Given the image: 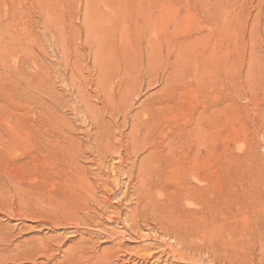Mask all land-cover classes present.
Listing matches in <instances>:
<instances>
[{
	"label": "rangeland",
	"instance_id": "374dc122",
	"mask_svg": "<svg viewBox=\"0 0 264 264\" xmlns=\"http://www.w3.org/2000/svg\"><path fill=\"white\" fill-rule=\"evenodd\" d=\"M97 21L117 26V36L106 44L109 54L103 42L97 46L99 35L98 40L89 35ZM130 27H137L136 39L133 35L132 48L123 55L119 45L127 41L121 34ZM139 34L150 36L152 43ZM168 38L194 46L199 38L206 42L209 62L203 79H195V62L189 58L174 85L165 87ZM111 45L115 49L109 50ZM97 51L106 56L101 53L94 60ZM136 79L145 82L133 111L151 96L169 97L170 125L182 131L177 157L168 155L167 141L161 142V154L150 164L159 165L163 176L157 199L168 204L171 219L195 250H186L174 234L150 229L154 224L144 225L141 239L107 219L104 227L112 235L93 236L99 253H93L92 264L119 240L123 249L133 251L121 253L113 264H264V0H0V231L14 235L12 252L0 240V255L15 252L20 243L55 235L53 230L69 232L55 247L56 260L18 263L55 264L89 232H103L73 223L50 226L45 223L49 218L41 217L53 216L67 184L53 136L63 128L88 144L89 122L78 111L84 107L82 98L111 120L105 112L107 97L129 96ZM119 126L116 133L126 136L128 130ZM199 127L205 129V146ZM85 150L79 162L94 170V156ZM111 163L119 165L120 159ZM27 194L35 198L28 200ZM120 196L111 203L118 205ZM150 254L156 258L145 261Z\"/></svg>",
	"mask_w": 264,
	"mask_h": 264
},
{
	"label": "bare ground",
	"instance_id": "6f19581e",
	"mask_svg": "<svg viewBox=\"0 0 264 264\" xmlns=\"http://www.w3.org/2000/svg\"><path fill=\"white\" fill-rule=\"evenodd\" d=\"M98 21V24L93 23L95 26L91 25L92 28H90L91 26L88 25L89 27L87 29H91L92 32L89 35L93 36L94 38L96 37V34L101 37L99 38V40L101 39V43L100 41H95V43L97 44L98 42L97 46L101 44L102 47L103 42L105 44L103 45L105 46L103 47V51H105L107 42L109 43V41L111 40L110 36H113L117 33V26L110 28L106 25L103 26ZM86 34L88 35V32H85V35ZM136 34L137 27L135 29H132V27H130L123 34H121V37L124 36L127 41L126 45H124L125 43L122 44L120 42L119 46L120 48H122V51L120 50L121 54L124 55V53H126L125 50L133 42L132 36L135 35L134 39H136ZM144 34L146 35V32ZM139 36L141 37V39L148 40V44L152 43V39H149L151 38L150 36L149 38L146 36L144 37L142 34H139ZM196 41L197 42L195 43V46L193 43L191 44L185 41L181 43H174L169 38L165 41L168 49V56L169 59H171L168 62L166 69L163 70L164 73L162 72L166 79L165 87H168L171 84L174 85L175 80L173 79L176 77V75L179 74L177 73L179 67L187 62L189 58L190 61L195 62V79H198L199 81V79L201 80L204 78L203 72H205L204 70L206 69L209 62V57L206 55L208 47L206 42L202 40L200 41V38ZM90 42L88 44L94 43ZM111 42L113 43V41ZM109 47L110 50L115 46L113 47V45H111ZM130 47L132 48V46ZM95 48H93V50ZM200 49L203 50L202 53H200ZM93 50L90 51L93 52ZM109 52L111 51H108L107 54H109ZM112 52L116 54L118 53L114 50H112ZM101 53L103 57L106 56L104 52ZM100 54L99 51H97L95 53L96 56H94L95 59L94 57L93 59L98 60V55ZM190 54L193 55V57H190ZM102 55L100 57H102ZM109 59L112 60V58L110 57ZM99 61H97V63ZM105 61L108 62L110 60L107 59ZM119 63L121 62L119 61ZM105 64H102V66ZM100 69H98V71ZM115 69L117 68L115 67ZM99 72L101 73V70ZM195 72L193 71V73ZM135 81L136 82H134L133 85H129L128 83L129 86H132L127 91L129 96L111 95L107 97V105H105L107 109L105 110V112L106 114H110L111 120H108L109 118L106 119V116L103 115V113L101 115V109L92 107L86 97L82 98L84 107H78V111L84 118H86V121L89 122L90 128L85 130V133L88 136V144H84L79 140V142H77L75 136H69V133L67 134L62 131L63 128H59L57 133L53 136L55 139L54 144L57 147L55 151L61 155L60 159L62 162H60L61 165L59 170L65 174L67 184L65 188V196L58 201V206L54 208L53 216L47 217L41 215V217L45 219L49 218L45 220V223L46 225L50 226H58L64 228L68 226V224L73 223L78 227L89 226L90 228L95 227L103 231L102 233L96 231L95 233L89 232V237H82L77 243L67 249L66 254L63 256V260L60 262L58 261L55 264H76L82 260H89L92 264L93 260L91 257L94 256L93 253H99L97 251V240L101 238L103 234L109 235L110 233V231L105 229L104 227L107 219L118 224H124V227L127 229V233L137 238L144 237V235H142L143 232L142 234L140 233L143 230V227H146L144 225L149 226L150 224H154V227H151V225L149 228L152 230H154L155 228L160 229L162 234L165 236L174 234L176 235L175 239L177 240V242L183 245L186 250H195V247L190 244L188 237H185L183 234H181L180 225L177 223V220L171 219L173 216L170 213L168 204H166V202H161L155 195L156 190L160 188L158 186L163 183V176L161 175L159 165L158 167L151 165V159L159 157V155L161 154V151L159 150V146L161 145L160 143L166 141L168 155L175 157L178 152L177 148L180 140V137L178 135L179 131H176V129H178L177 126H171L168 119L169 112L167 110V98L169 99V97H159L153 99V96H151L146 100L141 101L138 109H136V111H133L132 108L134 106L135 97H139L143 89L142 85L145 82L143 80L141 83H138L137 79ZM151 82L152 79L148 80L149 84ZM128 85L126 84V88ZM111 110L114 113L111 114ZM119 124L124 127V130H128L126 136L124 133H116L114 127L121 128ZM166 128H170L169 133L164 132ZM195 129H197V127ZM76 130L72 131L74 132ZM197 134L199 136H202L201 140L203 146H205L204 141L206 137H204V127H199ZM180 136L182 137L181 134ZM68 140L70 141L68 142ZM183 140L181 141L183 142ZM73 144L74 146H78V151L74 150ZM82 148H84V150L86 148L89 149L90 153L94 156V158L91 159V162L95 165L94 170H91L90 168L79 162V154L81 155L82 153L83 155V152H81ZM68 149H71L70 154ZM123 151H126L128 153L129 158H125L123 156ZM142 154H145V156L142 157V159H139ZM115 157H118L120 159L119 165H114L111 163V161ZM201 191L204 190L201 189ZM118 195H121L119 197L118 205H114V203H111V201L113 197L115 199V197H117ZM26 196L28 197V200H32L33 198H35L30 197L28 194ZM43 201L45 200H42V202ZM53 205L55 206V204ZM200 213L203 212L200 211ZM181 228L183 227L181 226ZM53 231L56 232L55 235L30 240L16 245V248L14 250L15 252L9 255H0V264H18L21 260L37 261L39 258L44 257H47L49 259L53 258V260H56L55 247L62 243L66 236H68L70 233H60L56 230ZM75 233H80L79 229L78 231H75ZM93 236L97 238V240L93 239ZM115 238H117V236ZM0 240L1 243L3 242L7 246L5 249L6 251H13L9 249V245L13 244V233L6 232L2 234V231H0ZM116 245L117 246L107 247L103 249L98 261H94V264H113L112 261L118 260L121 253H129L132 250L130 248L123 249V243L120 240L116 243ZM152 258L156 257L155 255L150 254L147 258H145V261Z\"/></svg>",
	"mask_w": 264,
	"mask_h": 264
}]
</instances>
